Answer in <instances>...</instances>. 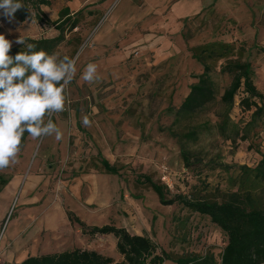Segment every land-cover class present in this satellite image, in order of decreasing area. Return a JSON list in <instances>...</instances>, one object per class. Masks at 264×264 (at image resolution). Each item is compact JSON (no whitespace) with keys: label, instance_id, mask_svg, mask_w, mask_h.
Here are the masks:
<instances>
[{"label":"rangeland","instance_id":"374dc122","mask_svg":"<svg viewBox=\"0 0 264 264\" xmlns=\"http://www.w3.org/2000/svg\"><path fill=\"white\" fill-rule=\"evenodd\" d=\"M49 1L40 8L50 21L62 8L80 10L56 52L78 55L77 73L67 89V110L53 116L63 138L27 135L18 162L0 171L9 179L0 191V264L75 247L121 259L113 235L83 233L67 217L68 210L86 226L112 224L149 236L173 258L212 255L219 262L227 241L220 228L180 203L162 204L136 176L143 173L163 185L166 199L181 194L221 201L241 186L239 167L253 168L264 154V123L246 126L253 107L240 106L246 96L241 87L228 110L238 134L230 122L221 127L227 108L220 96L231 75L221 73L220 66L228 58L247 60L253 84L264 95V52L259 49L264 48V6L257 0L249 8H202L174 22L166 12L152 19L151 8H142L140 0ZM30 12L23 21L0 12V34L12 46L20 36L57 35L51 22ZM218 43L229 44L227 51ZM210 45H215L211 56L204 53ZM194 54L206 56L212 68L215 97L192 115L178 116L203 69ZM90 62L101 77L94 83L81 79ZM85 115L90 127L82 124ZM103 158L119 174L106 172ZM253 184L264 191V183Z\"/></svg>","mask_w":264,"mask_h":264},{"label":"trees","instance_id":"16d2710c","mask_svg":"<svg viewBox=\"0 0 264 264\" xmlns=\"http://www.w3.org/2000/svg\"><path fill=\"white\" fill-rule=\"evenodd\" d=\"M25 7L17 10L14 19L23 21L32 13L39 21L51 22L57 30V35L52 38H30L25 37L27 43H33L37 46L36 50H44L52 54L57 52L59 45L65 40V31H71L77 24L75 13H71L69 8L65 7L59 11L56 20L50 21L44 16L40 6L50 4L49 0H22ZM229 44L218 43L222 52H226ZM213 46V47H211ZM215 45L208 46L204 53L211 56ZM264 52V48H259ZM24 50V46L17 44L12 46L10 55L13 57ZM223 56L224 54H222ZM202 62V72L195 76L196 81L189 87V92L179 105L176 115L190 116L199 109H202L208 102L215 97V85L211 78V66L206 63V56L198 57ZM221 73H229L231 81L224 88L220 101L226 106L227 110L222 116L221 127L229 124L228 110L233 104L234 96L242 87L246 96L240 99V106L245 110L253 107L251 118L247 127L258 122L264 123V95L253 84V70L247 60L239 58H228L221 66ZM256 99L259 101L257 102ZM53 119V117H52ZM232 133L238 134L237 125L230 122ZM246 127V128H247ZM246 128L244 131L247 133ZM223 129V128H222ZM193 133V131H192ZM27 133L22 141V147L25 143ZM245 137V136H244ZM182 158L188 161V153L183 150ZM102 168L112 174H119V169L112 165L107 159H101ZM238 184L243 185L249 182L250 188L239 187L228 194L221 201H211L209 199H188L181 194L173 198L166 199V188L155 182L149 175L139 173L136 176V182L146 184L158 196L162 204H172L174 202L182 206L209 217L226 235L227 241L220 254V260L217 262L212 255H181L173 258L169 252L159 248L149 236L128 232L123 227H116L112 224L103 226H86V224L73 212L67 211L70 221L78 223L82 232L90 236L111 234L116 239V250L121 256L120 260L104 255L93 249H83L75 247L69 250H63L54 253H45L39 255H28L19 262H4L2 264H162L167 260L175 264H264V191L257 192L254 183H264V154L253 168L240 166ZM9 179L0 173V191L8 183Z\"/></svg>","mask_w":264,"mask_h":264},{"label":"clouds","instance_id":"9594fccd","mask_svg":"<svg viewBox=\"0 0 264 264\" xmlns=\"http://www.w3.org/2000/svg\"><path fill=\"white\" fill-rule=\"evenodd\" d=\"M22 7V0H0V12L10 20ZM12 43L0 34V171L18 162L25 133L33 140L63 138L52 117L67 110V89L76 77L79 58L36 50L21 36L15 43L24 50L13 57L9 54ZM81 79L99 81L97 64L88 63ZM82 124L90 127L92 121L85 115Z\"/></svg>","mask_w":264,"mask_h":264},{"label":"crops","instance_id":"0c3cea01","mask_svg":"<svg viewBox=\"0 0 264 264\" xmlns=\"http://www.w3.org/2000/svg\"><path fill=\"white\" fill-rule=\"evenodd\" d=\"M259 1L264 6V0ZM254 2H257V0H246V2L244 0H140L141 6H145L142 8H151L150 16H152V19L158 20V14L166 12L167 19L174 22L178 19H184L202 8H249L248 5H253ZM190 8L195 9L191 11ZM26 257L25 255L16 262Z\"/></svg>","mask_w":264,"mask_h":264}]
</instances>
